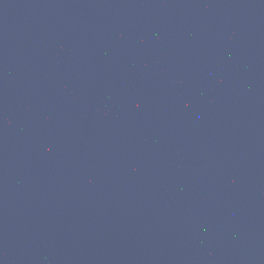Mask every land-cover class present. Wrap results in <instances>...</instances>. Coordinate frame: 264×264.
Wrapping results in <instances>:
<instances>
[{"label": "water", "instance_id": "95a60500", "mask_svg": "<svg viewBox=\"0 0 264 264\" xmlns=\"http://www.w3.org/2000/svg\"><path fill=\"white\" fill-rule=\"evenodd\" d=\"M0 264H264V0H0Z\"/></svg>", "mask_w": 264, "mask_h": 264}]
</instances>
